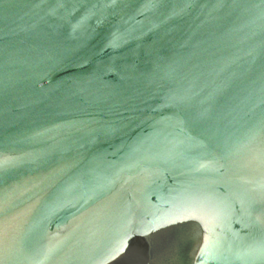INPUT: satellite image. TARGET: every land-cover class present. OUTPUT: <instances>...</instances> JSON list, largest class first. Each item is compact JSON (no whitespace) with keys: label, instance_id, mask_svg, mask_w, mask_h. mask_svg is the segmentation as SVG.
<instances>
[{"label":"water","instance_id":"1","mask_svg":"<svg viewBox=\"0 0 264 264\" xmlns=\"http://www.w3.org/2000/svg\"><path fill=\"white\" fill-rule=\"evenodd\" d=\"M0 264H264V0H0Z\"/></svg>","mask_w":264,"mask_h":264}]
</instances>
